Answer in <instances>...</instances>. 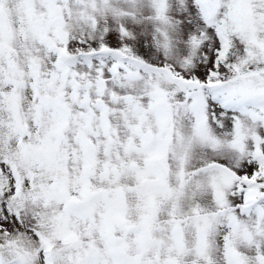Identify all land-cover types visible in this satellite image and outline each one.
<instances>
[{
  "label": "snow or ice",
  "instance_id": "6c2138e0",
  "mask_svg": "<svg viewBox=\"0 0 264 264\" xmlns=\"http://www.w3.org/2000/svg\"><path fill=\"white\" fill-rule=\"evenodd\" d=\"M0 264H264V0H0Z\"/></svg>",
  "mask_w": 264,
  "mask_h": 264
}]
</instances>
